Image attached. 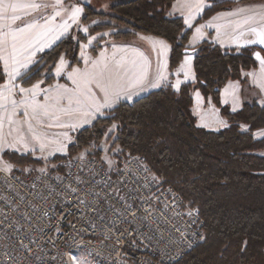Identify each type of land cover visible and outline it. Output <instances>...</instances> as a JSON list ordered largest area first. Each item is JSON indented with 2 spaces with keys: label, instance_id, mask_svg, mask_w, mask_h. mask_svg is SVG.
<instances>
[{
  "label": "trees",
  "instance_id": "obj_1",
  "mask_svg": "<svg viewBox=\"0 0 264 264\" xmlns=\"http://www.w3.org/2000/svg\"><path fill=\"white\" fill-rule=\"evenodd\" d=\"M261 1L264 0H211L212 5L198 23L239 3ZM111 2L113 17L118 22L135 33L159 37L170 44L172 71L186 55H195L196 82L182 85L179 92L163 87L133 103L121 102L110 111V118H99L92 127L83 129L63 160L92 141H99L103 125L118 123L115 146H120L123 153L145 155L153 172L173 185L204 221L206 241L175 264H264V156L256 154L264 150V138L253 137L254 131L264 129V106L257 103L259 93L243 78V72L257 68L253 53L259 51L264 56V49L250 47L229 53L209 42L190 49L187 42L191 30L182 19L168 16L174 0ZM85 12L84 23L97 15L87 5ZM100 30L93 28L92 33ZM135 33L120 32L115 38L130 39ZM73 35L74 31L54 48L38 55L42 68L36 64L18 82L28 87L45 80V85H51L56 81L53 70L63 55L70 67L79 63L80 44L86 39L82 37L77 42ZM46 69H50L48 78L44 74ZM229 81H240L244 88L243 108L236 113L220 103V91ZM4 82L0 61V85ZM197 90L213 97L228 120L226 129L212 132L197 127L192 113L193 94ZM241 124L248 125L249 131L243 132ZM95 155L101 157L100 153Z\"/></svg>",
  "mask_w": 264,
  "mask_h": 264
},
{
  "label": "built area",
  "instance_id": "obj_2",
  "mask_svg": "<svg viewBox=\"0 0 264 264\" xmlns=\"http://www.w3.org/2000/svg\"><path fill=\"white\" fill-rule=\"evenodd\" d=\"M205 238L145 155L110 165L79 150L59 170L0 168V264H175Z\"/></svg>",
  "mask_w": 264,
  "mask_h": 264
},
{
  "label": "rangeland",
  "instance_id": "obj_3",
  "mask_svg": "<svg viewBox=\"0 0 264 264\" xmlns=\"http://www.w3.org/2000/svg\"><path fill=\"white\" fill-rule=\"evenodd\" d=\"M6 1L7 4H13L16 2L17 4H38L40 7L33 8L27 7L31 10L29 12V17H31V21H35V28L33 34L31 33L30 41L29 39L24 40H13L12 36L1 37L0 33V61L3 65V70L5 74V82L0 89V93H2V102L3 108L7 106L9 101L15 97L16 100H20L17 105H13L14 109L11 110L10 115L7 117H0V168L6 169L11 172L19 173V174H37L44 170H59L60 165L64 162L63 158L69 156L70 147L72 145H76L77 137L79 133L85 129L90 128L93 124L99 119L110 118V111L117 107L121 102H129L133 103L135 100L143 97L139 96L135 100L131 101H121L117 106L111 107L107 106V109L102 111L101 113L96 112L94 105H100V108H105V104H111L115 95H120L125 92L134 91L138 89L140 86L148 87L151 86L150 83H160V77L166 72L167 68H170V58L167 57V51L170 47L169 43L159 37H155L152 35H148L149 40H146L147 43L141 42V44L137 43V46L140 47L141 50H144L146 56H143L141 60H136L135 57H132V53L126 50L125 47L127 42L135 39L139 34L143 33H135L131 31L126 25L118 22L113 17V13L111 10L112 3L111 0H3ZM11 3H10V2ZM216 1H224V0H216ZM233 2H239L240 0H230ZM200 2V0H174L171 9L168 12V16L172 18H180L183 20L185 26H189L188 29L191 30V35L194 37L193 39L199 38L200 32L203 30V23L205 21H198L202 18L204 11L212 5L211 0H204V6L202 10H199L196 5ZM89 6L94 12L97 13L94 17L88 19L87 22H83L85 17V6ZM238 5H242L239 3ZM237 5V6H238ZM235 6V7H237ZM228 11H233L235 9ZM241 7V6H239ZM48 9L49 13L43 9ZM76 8H80L82 11L78 16L73 18V12ZM59 12V15L56 13ZM17 14L16 17L19 19H13L15 22H11L10 18L4 19L0 17V31L2 27L14 26L17 24V21L22 20L23 18H27V14L24 13ZM172 16H171V15ZM12 17L13 14L11 15ZM207 21V20H206ZM66 23V28L68 26H74L72 31L68 32V35L63 36L64 27L62 25L59 28L61 23ZM12 24V25H9ZM59 24V25H58ZM100 27L101 30L97 33H92V29ZM69 28V27H68ZM15 29V28H14ZM87 29V31H85ZM250 30L242 29L239 30L240 34L238 36V41L243 43V46L239 47L238 51L235 50H226L229 53H240L245 48L250 47H260L263 48L264 45L259 43H247L248 41H253L255 38V34ZM21 31V28L19 29ZM18 31V33L20 32ZM74 31V39L79 42L82 37L85 38V42L80 44V52H79V63L70 67V61L65 58L63 55L61 59L57 62L56 67L53 70L52 75L55 77V83L51 85H45V80L40 81L45 85L42 89L40 86L39 89L36 90L35 93V104L36 105H47L49 107V115L45 116L43 114V109L38 108V115L33 113V108L28 103H25L26 100L31 101L33 98V94L30 91L21 92V95L16 94L13 97L10 94V91L13 90L15 86H21V88H28L31 90L32 86H22L18 80L27 74L36 64L39 63L40 58L38 55L43 54L52 48H54L58 43H60L63 39L68 37ZM130 31L135 33L136 35L130 39H116L115 36L117 33ZM16 34V31H13ZM23 33V32H21ZM36 35V39L34 36ZM62 38L58 42L54 43L53 39L55 36ZM146 35V34H143ZM190 35V37H191ZM43 37V40L40 41V44H43L44 41H48V45L52 44L50 47L44 46L41 50H36L34 55L31 54L33 52V47H29V45H33L36 49H40V44H36L35 41L40 37ZM22 39L24 36H21ZM189 37V38H190ZM18 38V35H16ZM8 39V40H7ZM13 40V41H10ZM189 41V40H188ZM119 42V43H116ZM123 42V43H120ZM208 42V41H205ZM188 43V42H187ZM210 43V42H209ZM120 44V45H119ZM129 44V43H128ZM15 45V47H13ZM214 45V44H213ZM47 47L46 49H44ZM264 49V48H263ZM131 50V49H130ZM128 53L126 54V52ZM259 52V51H255ZM254 52V58H255ZM157 53V54H156ZM261 53V52H260ZM36 54V55H35ZM130 56L128 58L131 63L127 61L125 64H118V60L123 57ZM171 54V52H170ZM121 55V56H120ZM157 55V56H156ZM119 58V59H118ZM195 58V55H194ZM111 64V60H116ZM257 64L258 60L255 58ZM7 61V64L5 63ZM61 61H63V67H61ZM183 61V60H182ZM181 61V62H182ZM20 64H27V68L20 67ZM168 64V67H167ZM4 65H7V72L5 70ZM43 64H38L39 68H42ZM37 67V68H38ZM119 67V68H118ZM179 67V66H178ZM177 67V68H178ZM50 68V67H49ZM14 69L19 70L18 78L16 74H14ZM58 69L60 70L58 73ZM76 69H80L81 71H107L111 70V86L109 95L106 97L104 92L95 85H92V93L95 96L94 102H89L90 106H86L83 108L77 109V105L75 103L72 105L74 109L68 114L57 111L59 108H68L67 98L61 99L59 103L54 102L57 96L61 94L63 89H73L75 85H73L72 81L69 80V75L73 74ZM40 69H37V71ZM175 70V69H174ZM173 70V71H174ZM172 71V70H171ZM172 71V72H173ZM45 76L48 78L50 76V69H46ZM163 73V74H162ZM194 73V65L191 67H185L183 75L189 80ZM128 74L133 76L129 81H125L126 77L123 75ZM162 74V75H161ZM172 76V75H171ZM9 77H12V81L6 85L7 87L3 88V85L7 82ZM15 78V79H14ZM61 78L64 80L59 82ZM244 78V77H243ZM171 79L163 85V87H171L173 91H176L173 87V80ZM247 79V78H246ZM249 82V86L255 91H258L256 87H254L250 79H247ZM196 78L193 77L192 81L189 83H195ZM241 83V82H240ZM153 85V84H152ZM56 86H60L59 91L56 89ZM242 86V95H243V85ZM13 87V88H12ZM132 87V88H131ZM134 87V88H133ZM161 87V88H163ZM160 89V88H159ZM223 89V88H222ZM221 89V90H222ZM158 90V89H157ZM226 94L228 97L232 98L234 95V89H228ZM200 94L203 93L200 90H197ZM195 91V92H197ZM194 92V93H195ZM220 91V103L222 104ZM225 94V96H226ZM256 95L255 93H251ZM146 95V94H145ZM194 95V94H193ZM211 96V95H210ZM208 96V97H210ZM260 96V93L258 94ZM3 97H7L4 99ZM205 95H203L204 101L209 99ZM223 97V96H222ZM195 100V108L197 112L201 116H204L205 124L210 123V120L216 117L213 115V111H205L202 108L205 107V102L202 104L197 99ZM213 98V97H212ZM214 106L218 108L213 100ZM223 106V104H222ZM206 108V107H205ZM5 111V110H4ZM55 112L56 115L59 116V119H55L52 117V113ZM96 112V113H94ZM27 113V114H25ZM221 113V110H220ZM93 115L92 123L88 125V120ZM222 117H224L221 114ZM225 118V117H224ZM51 119V120H48ZM226 119V118H225ZM48 121V122H47ZM215 123V122H213ZM66 124L67 127H62L60 125ZM107 125H103L101 130L103 131V137L99 141H92L89 145L84 147L85 153H100L101 157L110 165L116 163L128 155V153H123V150L120 146H115V141L118 137L119 132V124L116 122L106 123ZM31 125V127H30ZM74 125V126H73ZM217 126V125H216ZM215 126V127H216ZM218 127V126H217ZM241 130L243 132L249 131V126L245 124L240 125ZM264 129L257 130L253 132V137L255 140H261L264 137ZM35 136L41 137V140H37ZM21 137H23V142H21ZM261 137V138H259ZM27 144L28 147L25 148L24 144ZM41 144H43V148H41ZM35 149V150H33ZM257 155L264 156V150L257 151ZM156 176L162 177L166 183V179L163 176H159L155 173ZM169 184V183H168ZM189 206L192 205L188 202ZM206 241V239H205ZM204 241V242H205Z\"/></svg>",
  "mask_w": 264,
  "mask_h": 264
},
{
  "label": "crops",
  "instance_id": "obj_4",
  "mask_svg": "<svg viewBox=\"0 0 264 264\" xmlns=\"http://www.w3.org/2000/svg\"><path fill=\"white\" fill-rule=\"evenodd\" d=\"M13 4H17V3L13 2ZM6 5H7L6 1H3V3H0V17L1 18H4V19L10 18L11 22H15V20L12 19L13 17L11 15L13 14V16H16L17 14H20V16H21L22 15L21 13H24L25 15L27 14V16H26L27 18H23L22 20L17 21V24H15L14 26H10V28H9V26H7L8 29H6V25L3 26L2 30L0 31L1 37H4L3 33H5V35L7 37L8 36L10 37L14 33L13 31H16L15 35H18V38H16V41L17 40L26 41V39H29V41H30L31 33L33 34L35 28H37V26L35 27V21H31V17L28 16L29 12H31V10L28 9L27 7L17 8L15 11H13L11 8H7L5 10ZM20 5H21V3H20ZM22 5H27V4H25V2H24V4H22ZM239 6H241V7H239ZM43 10L44 11L46 10L47 11L46 13H49L48 9L44 8ZM249 16H253L254 19L250 20L247 24H245L244 19L249 17ZM65 24H66L65 22L61 23L59 28H61V26L65 25ZM9 25H12V24H9ZM29 25H34V27L29 28L28 27ZM202 26H203V30L200 32L199 38L194 40L193 39L194 37H192V35L189 38V41L187 43L188 48H190V49L196 48L197 46H199L203 42L208 41L211 44H214L216 46L221 47L223 50H235L236 52H239L238 48L243 46V43L238 41V36L240 34L239 30L240 31L242 29L250 30L249 28H257V29L264 28V1L238 5L237 7H235V9L233 11L219 12V13L215 14L213 17H211L210 19H208L207 21H205ZM68 27L67 28L64 27V33H63L64 37L66 35H68V32L72 31V29L74 28V26H68ZM186 27L188 29L189 26H186ZM20 28L23 29L24 31H20L19 30ZM18 31H20V32L18 33ZM21 32H23V33H21ZM20 34H21V36H24L22 39H20V37H19ZM64 37L59 38V35H57V37L55 36L53 38L55 40L54 43L58 42L59 40H61ZM34 39H36V35L34 36ZM149 39H151V38H149L148 35L139 34L135 39L127 42L128 46H126V44H123V45H125V47H127L126 50H128L130 53H132V55H131L132 57H135L136 60H138V59L141 60L143 58V56H146V53L144 50H141L139 46H137V43H139V44H141V42L147 43L146 40H149ZM254 40H256V36H255ZM10 41H13V40H10ZM116 43H119V42H116ZM120 43H123V42H120ZM51 45H53V43L48 45L47 47H50ZM47 47H45L44 49H46ZM128 51L126 52V54L128 53ZM170 52H171V46L169 47V49L167 51V57L168 58H170ZM256 53H259L261 58H264V56L260 52H255V54ZM126 54L124 55L125 57H123L122 59L118 58L119 59L118 64H125L126 65L127 61L129 63H131V61H129L130 59L128 60V58H130V56L129 55L126 56ZM253 57H254V53H253ZM255 58H256V55H255ZM194 60H195L194 55H192V54L186 55L183 58V61L180 63L179 67L176 68L173 72L169 68H167L166 72L164 74L162 73L163 75L161 74L162 76L159 78L161 80L160 83H157V81H155V83H153V82L150 83L151 86L144 87V86H146V85H144L142 87L140 86L138 89H136L134 91L125 92V93L120 94V95H115L113 101L111 102V104H109V106L115 107L121 101L135 100L139 96H143L145 94H148L151 91L157 90V89L163 87V85L166 84L171 79V77L174 78L172 80L174 83L173 84L174 89L176 91H180L182 85L191 82L194 76L196 78L195 71L189 80H187L183 75L185 67H188V66L191 67L192 65H194ZM114 61H117V59L111 60V64L114 63ZM4 67H5L6 73H8L7 72V65H4ZM167 67H168V64H167ZM126 75H128V74L123 75L122 78L126 77ZM132 77L133 76L128 75L126 77L125 81H129L130 79H132ZM243 77L250 79L251 84L258 89L260 96L258 98L257 103L260 106H264V67L261 66L260 61L258 60V64H257L256 69H252L250 71L243 72ZM15 78H18V75ZM11 79H13V78L9 77L7 82L3 85V88L6 87V85H8L12 81ZM37 84H39V86H41L42 89L45 88L44 87L45 85L43 84V82H41V83L39 82ZM14 87L15 88L10 91V94L12 97L16 94L21 95L20 89L29 90L28 88H21V86L19 87V86L14 85ZM1 88H2V85H0V89ZM228 89H231V90L234 89V95L232 98L229 97L228 99H225V97H228V95L226 93L228 91H230ZM241 89H242V86H241L240 81H229L221 90V92H222L221 95L223 96V97L221 96V98H223L222 104H223V106L229 107L230 111L232 113L239 112L243 108L244 98H243ZM225 94H226V96H225ZM196 96H198L197 99L199 100V102H201L202 104L205 102L206 108L203 107L202 108L203 110L213 111V115H216V117L213 118L212 120H210V123H208V124H205V120L203 119L204 116H201V118H200V115L195 108ZM208 98L209 99H206V101H204L203 95L200 94L198 91L195 92L193 95L192 113L197 120V124H196L197 127L205 129L207 131H212V132H219L223 129H226L229 126L228 120L225 119L224 117H222L220 110L214 106L212 96H210ZM13 100L16 101L15 105H17L20 101V100H16L14 97L13 99H11L9 101L7 106H5L3 108L2 96H0V105H2V106H0V117H4V115H6L8 117L10 115L11 110L14 109V106L11 103V101H13ZM53 101L57 102L56 99H54ZM105 109H107V107L101 108L99 111H96V112L101 113ZM96 112H94V113H96ZM92 119H93V115L88 120V122H87L88 125L93 122ZM48 120H51V119H48ZM213 122H215V123H213ZM261 137H264V135ZM261 137H259V138H261Z\"/></svg>",
  "mask_w": 264,
  "mask_h": 264
},
{
  "label": "snow or ice",
  "instance_id": "obj_5",
  "mask_svg": "<svg viewBox=\"0 0 264 264\" xmlns=\"http://www.w3.org/2000/svg\"><path fill=\"white\" fill-rule=\"evenodd\" d=\"M0 3H3V0H0ZM204 6V0H200V2L196 5V7L199 10H202ZM21 7H33V8H38L40 7V5L38 4H31V5H20V4H7L5 6V10L7 8H11L13 11H15L17 8H21ZM82 10L80 8H76L73 12V18H75L76 16H78L80 14ZM56 15H59V12L56 13ZM13 19H19V17L14 16ZM254 19L253 16H249L247 18L244 19V23L247 24L250 20ZM29 28L34 27V25H29ZM66 28V25H65ZM21 31H24L23 29H21ZM85 31H87V29H85ZM251 31L255 34L256 36V40L253 41H248L247 43H259L261 45H264V28H252ZM12 38L13 40L16 39V35L15 33L12 34ZM43 40V37L41 36L39 39H37L35 41L36 44H40V41ZM48 45V41H44L43 44H40V49H36L33 45H29V47H33V52L31 54L34 55L36 50H41L44 46ZM13 47H15V45H13ZM256 59L260 61L261 66L264 67V58H261L259 53H256ZM5 63L7 64V61H5ZM20 67L22 68H27V64H20ZM61 67H63V61H61ZM14 74L19 75V70L18 69H14ZM59 69H58V73H59ZM69 80L72 81L73 85H75V87L73 89H63V91L61 92V94L59 96L56 97L57 103H59V101L61 99L67 98L68 101V108H59L57 111L68 114L71 111H73L74 109L72 108V105L75 103V105H77V109L75 110H79V108H83L86 106H90L89 102H94L95 101V96L92 93V85H95L96 87H99L105 94V96L107 97L109 95V91H110V86H111V70H107V71H81L80 69H76L75 72L71 75H69ZM7 87V86H6ZM39 84L34 85L33 89L31 90H25V89H20L21 92L24 91H30L33 94V98L31 101L26 100L25 103H28L30 106H32L33 108V113L35 115H38L39 113L37 112V109H43V114L45 116L49 115V107L47 105H36L35 104V93L36 90L39 89ZM60 86H57V89L59 91ZM0 96H2V93H0ZM4 99H7V97H3ZM11 103L13 105L16 104V101H11ZM2 106V105H0ZM95 106V110L99 111L100 105H94ZM105 107L109 106L108 104L104 105ZM27 114V113H25ZM52 117L55 119H59V116L55 114V112L52 113ZM62 127H67L68 125L66 124H62L60 125ZM74 126V125H73ZM31 127V125H30ZM35 138L37 140H41V137L39 136H35ZM21 142H23V137H21ZM24 147L27 148L28 145L25 143ZM41 148H43V144H41ZM35 150V149H33ZM82 261V264H86V258L81 257L80 258Z\"/></svg>",
  "mask_w": 264,
  "mask_h": 264
},
{
  "label": "water",
  "instance_id": "obj_6",
  "mask_svg": "<svg viewBox=\"0 0 264 264\" xmlns=\"http://www.w3.org/2000/svg\"><path fill=\"white\" fill-rule=\"evenodd\" d=\"M189 55H191V54H189Z\"/></svg>",
  "mask_w": 264,
  "mask_h": 264
}]
</instances>
